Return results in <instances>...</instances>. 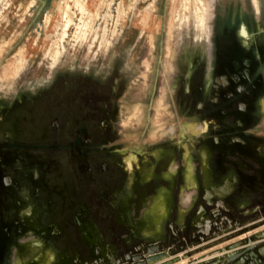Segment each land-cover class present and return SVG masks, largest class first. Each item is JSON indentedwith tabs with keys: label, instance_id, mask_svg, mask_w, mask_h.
<instances>
[{
	"label": "rangeland",
	"instance_id": "1",
	"mask_svg": "<svg viewBox=\"0 0 264 264\" xmlns=\"http://www.w3.org/2000/svg\"><path fill=\"white\" fill-rule=\"evenodd\" d=\"M199 1L202 26L194 0H0V264H98L83 233L112 251L100 264H264V0ZM202 154L233 187L221 205L203 199Z\"/></svg>",
	"mask_w": 264,
	"mask_h": 264
},
{
	"label": "flooded vegetation",
	"instance_id": "2",
	"mask_svg": "<svg viewBox=\"0 0 264 264\" xmlns=\"http://www.w3.org/2000/svg\"><path fill=\"white\" fill-rule=\"evenodd\" d=\"M256 60L259 61V59H256ZM237 61L238 60H237L236 56L235 57L232 56L230 58V63L232 64L233 67H236L238 65ZM253 61H254L253 59H248V60L242 59L240 62L241 69H240L239 74H240V76H242L243 79L246 80V83L248 85L250 84V81L248 79V75H249L248 71H249L250 65L252 64ZM210 73H211V68L209 67L207 70V74H206V85L207 86H209L213 81ZM221 84H223V86L228 85L227 83H225V81L222 82ZM184 89H188V81H186ZM249 90H250V88H248L247 86H246V89L242 86H238L236 88V92L241 93V94L242 93H248ZM231 95L232 94H229L228 98ZM230 98L232 99V96ZM262 109H263V107H262ZM204 128H205L204 125H199V126L188 125V130L192 134H197V133L203 131ZM233 140L236 141L235 138ZM182 159H183L182 178H183V181L185 183V186L188 188H195V187H197V182H196V179H195V176L193 173V167L191 164L190 156L186 150L183 153ZM150 169H151V167H149L148 170H146L147 175L145 178L142 177V180H145L148 177ZM200 171L202 173V191H203L202 195H203V199L205 200V202L207 204H212V202L214 200L217 205H221L223 202L222 201L223 198L227 197L231 193V191L233 189L232 185L231 184H222L220 186H215L212 184L211 180L209 179V177L206 176V173H205L206 172V155L205 154H202L200 156ZM189 173L191 174L192 181L188 178ZM173 175H174V169H172V168L164 173V177L166 178L167 182H169V183L172 181ZM191 182H192V185H191ZM126 192H128V189ZM158 195H161L160 197L164 201V203L170 204V196H169V193L167 190L166 191L165 190L157 191V195H156V197H153L152 201H154L158 197ZM167 210H168V207H167ZM178 216L180 218H181V216H182V218H184L185 212H180ZM124 218L127 222L132 221L129 218L128 212L124 213ZM193 223L199 230H201L203 232L207 231L209 223H208V220L202 216V209L201 208H199ZM132 224H133L132 232L134 235H137L138 232H136V230H138V228H137L136 224H134V221H132ZM162 232H163V229L161 228L157 232V234L155 235L156 237H154V239H160L162 237ZM83 236H84V233H83ZM114 263H115V261H114Z\"/></svg>",
	"mask_w": 264,
	"mask_h": 264
},
{
	"label": "bare ground",
	"instance_id": "3",
	"mask_svg": "<svg viewBox=\"0 0 264 264\" xmlns=\"http://www.w3.org/2000/svg\"><path fill=\"white\" fill-rule=\"evenodd\" d=\"M182 2L183 3H181V7L183 8L185 5H187V3H186V0H182ZM254 7H255V10L257 12L256 2H255ZM193 10H194V17L197 20V23L202 26L203 22H204V19H203V15H204V13H203L204 11L203 10L204 9H202V4L200 3L199 0H194V2H193ZM148 11L149 10H147V13H148ZM20 192H21V190L19 191V193ZM14 211H15L17 217L19 218V220L22 221L24 226H28V227L35 226L37 228V231L40 232V234L42 236H45L44 227L40 226L39 223H36L37 221H35L37 219L36 217L39 215V210H38V207L36 209L34 201H32L30 199H26V196H24L22 194H19V202L15 203ZM28 231L33 232L32 229L31 230L29 229ZM146 231H149V230L147 229ZM136 232H138L137 235H139V232H141V231L136 230ZM33 233H35V232H33ZM155 235H156L155 232H153V233L151 232L149 235H147V237L151 238L153 236V238H154V237H156ZM84 239L89 244V246L91 248L92 257H93V259H94V261L96 263L100 264L103 259H106L109 263H114L115 259H114L112 251L110 250V248H108L106 246V244H104L101 241V239H99V237H97V239H96L93 236L89 235L86 238V236L84 235ZM155 250H156V246H151V247L148 248L147 252H148V254H152V253L155 252ZM236 254H237V252L235 254H232L231 256H228V257H233ZM158 258H161L160 261L168 259L167 257H165V254H162V255H157L155 258L150 259L149 261H152V260L158 259ZM53 259H54L53 260L54 264H57L56 261H55V256H54ZM19 261H21V264H27V262H24L23 260H19ZM67 262H68V259L66 257V263L65 264H67ZM212 262L213 261L210 260L209 262H206L204 264H212ZM190 264H197V263L191 262Z\"/></svg>",
	"mask_w": 264,
	"mask_h": 264
}]
</instances>
